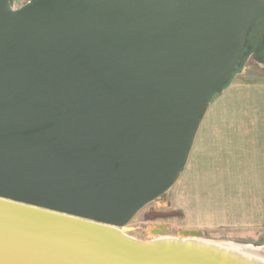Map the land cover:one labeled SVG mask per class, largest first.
<instances>
[{
  "label": "water",
  "instance_id": "obj_1",
  "mask_svg": "<svg viewBox=\"0 0 264 264\" xmlns=\"http://www.w3.org/2000/svg\"><path fill=\"white\" fill-rule=\"evenodd\" d=\"M257 45L264 0H0V264H264V246L123 231Z\"/></svg>",
  "mask_w": 264,
  "mask_h": 264
},
{
  "label": "crops",
  "instance_id": "obj_2",
  "mask_svg": "<svg viewBox=\"0 0 264 264\" xmlns=\"http://www.w3.org/2000/svg\"><path fill=\"white\" fill-rule=\"evenodd\" d=\"M181 214L189 230L264 244V76L234 77L211 104L182 170Z\"/></svg>",
  "mask_w": 264,
  "mask_h": 264
},
{
  "label": "rangeland",
  "instance_id": "obj_3",
  "mask_svg": "<svg viewBox=\"0 0 264 264\" xmlns=\"http://www.w3.org/2000/svg\"><path fill=\"white\" fill-rule=\"evenodd\" d=\"M30 0H11L15 8L29 2ZM240 75L246 77H263L264 76V63L256 58L253 52L246 54L242 66L237 70L234 77ZM233 77V78H234ZM232 78V79H233ZM232 81V80H231ZM219 95L215 96L212 103L217 99ZM211 103V104H212ZM161 213L165 215L163 218L151 219L149 216L152 213ZM181 177L175 186L162 198L156 200L155 202L148 205L144 210H142L127 226L123 227V231L131 236H134L141 240H150L155 237L171 236V237H182L184 231L189 230L187 224L182 221L181 217ZM158 225H167L168 231L161 233H152V230ZM203 238L211 240H221L227 242H235L242 244L246 240L242 239H219L216 237L207 236L202 233ZM256 242V241H255ZM254 244L259 246H264V244Z\"/></svg>",
  "mask_w": 264,
  "mask_h": 264
},
{
  "label": "flooded vegetation",
  "instance_id": "obj_4",
  "mask_svg": "<svg viewBox=\"0 0 264 264\" xmlns=\"http://www.w3.org/2000/svg\"><path fill=\"white\" fill-rule=\"evenodd\" d=\"M251 52L254 53V55L258 60L264 63V52L261 45H257ZM149 217L151 219H156V218H163L165 217V215L156 212V213H152Z\"/></svg>",
  "mask_w": 264,
  "mask_h": 264
},
{
  "label": "bare ground",
  "instance_id": "obj_5",
  "mask_svg": "<svg viewBox=\"0 0 264 264\" xmlns=\"http://www.w3.org/2000/svg\"><path fill=\"white\" fill-rule=\"evenodd\" d=\"M158 237V236H157ZM264 248V247H263ZM262 248V249H263ZM254 255V257H256L257 259H259V260H262V262L264 261V254H259V253H255V254H253Z\"/></svg>",
  "mask_w": 264,
  "mask_h": 264
},
{
  "label": "trees",
  "instance_id": "obj_6",
  "mask_svg": "<svg viewBox=\"0 0 264 264\" xmlns=\"http://www.w3.org/2000/svg\"><path fill=\"white\" fill-rule=\"evenodd\" d=\"M249 52H245V56H246V54H248Z\"/></svg>",
  "mask_w": 264,
  "mask_h": 264
}]
</instances>
